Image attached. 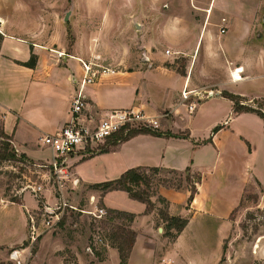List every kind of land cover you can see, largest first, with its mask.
I'll return each instance as SVG.
<instances>
[{
	"label": "crops",
	"instance_id": "1",
	"mask_svg": "<svg viewBox=\"0 0 264 264\" xmlns=\"http://www.w3.org/2000/svg\"><path fill=\"white\" fill-rule=\"evenodd\" d=\"M133 1L131 9L124 11V24L132 23L134 52L125 56L122 67L100 74L95 83L85 86L84 113L99 119L110 109L136 107L156 117L161 132L171 134L139 133L118 143L109 154L116 155L122 148L130 161L107 162V171L121 175L135 167L189 168L200 180L189 203L187 186L158 189V196L167 201L169 216L187 220L172 240L163 233V226L155 224L163 218L154 209L146 211L145 203L125 191H107L102 202L107 209L134 214L130 227L135 236L126 264H158L162 258L170 264H217L219 242L230 230L231 213L240 206L246 190L264 189V118L252 104L254 99H264V94H259L258 87L245 88L264 76V45L260 44L264 36L259 44H250L254 32H264V24L254 21L264 10L258 9V0H163L162 10L155 8L158 0ZM222 17L227 21L221 24ZM220 25L225 26L223 34ZM3 34L2 130L28 159L46 160L52 154L46 155L50 149L39 137L59 130L67 121L81 63L73 55L56 60L45 46ZM202 45L204 56L197 62ZM30 46L37 55L32 68L18 63L29 59ZM184 89L195 90L202 99L217 98L234 114L217 124L220 128L211 132L210 141L196 136L191 125L194 116L182 102ZM223 92L238 97V111L234 100ZM190 98L197 99L195 95ZM185 115L189 120L182 124ZM116 191L125 194L124 205L106 204L105 196ZM107 252L120 263L116 249L109 247Z\"/></svg>",
	"mask_w": 264,
	"mask_h": 264
},
{
	"label": "rangeland",
	"instance_id": "2",
	"mask_svg": "<svg viewBox=\"0 0 264 264\" xmlns=\"http://www.w3.org/2000/svg\"><path fill=\"white\" fill-rule=\"evenodd\" d=\"M258 1V9L264 10V0ZM133 2L0 0V43L3 33H7L45 46L56 60L73 55L79 59L81 66L85 62L94 67L116 69L122 67L125 56L131 55L135 49L131 45L132 23L128 21L124 24L127 13L124 11L131 9ZM155 8L162 10L164 1H156ZM68 10L71 11L64 20ZM122 20L123 26H120ZM254 21L263 25L264 15L257 16ZM263 36L264 32H254L250 44H259ZM260 44L264 45V41ZM203 51L202 45L197 62L202 60ZM30 52H33L31 46ZM256 81L249 82L245 88L258 87L259 94H264V76ZM196 97L186 101V108L189 103H194L193 110L187 109L186 112L194 116L191 125L196 136L210 138L215 125L223 124L228 116L229 121L234 114L227 112L225 105L217 98L202 99L205 97L201 98L200 93ZM252 104L264 117V99H254ZM183 117L185 120L181 123L187 124L189 119L186 115ZM1 121L0 112V152L7 145V149L13 151L16 157L0 158V264H116L107 251L109 247L117 250L115 244L125 246L120 229L132 230V221L110 212L102 202L104 193L100 188H92V184L118 178L120 175L107 171L105 165L116 159L129 163L130 155L125 150L122 152V148L116 155H110L111 151L108 150L118 144L108 143L113 139L110 137L97 147L70 154L60 166L63 172H57L51 165V151L45 150L46 155H51L46 160L34 161L22 157L11 138L1 133ZM209 125L213 126L207 130ZM157 129L160 130V125ZM128 130L122 131V136L128 134ZM222 135L225 140L227 134ZM102 147L108 150L99 153ZM142 173L143 181L134 188L150 195L154 200L150 208L158 213L159 218L162 217L161 212L169 216L168 204L158 200V189L189 187L185 172L144 168ZM103 200L108 205L122 206L125 194L111 192ZM230 220V230L219 242L217 264H264V189L255 192L246 190L240 206L231 213ZM155 224L163 226L164 230L166 221L157 220ZM115 235L117 239H114ZM168 239L172 240V237L168 236ZM212 251L215 253V248ZM163 263L170 264L163 258L159 259L158 264Z\"/></svg>",
	"mask_w": 264,
	"mask_h": 264
},
{
	"label": "built area",
	"instance_id": "3",
	"mask_svg": "<svg viewBox=\"0 0 264 264\" xmlns=\"http://www.w3.org/2000/svg\"><path fill=\"white\" fill-rule=\"evenodd\" d=\"M220 21L224 23L225 18L222 17ZM218 30L220 34L226 31L223 25H220ZM165 53H169V50H165ZM82 70V77L70 101L67 121L59 130L39 137V142L50 149L52 154L51 165L57 172L62 171L60 166L63 165L70 154L86 148H88L87 150L89 148L92 149L94 148L93 146L104 143L106 139L120 131L128 130L133 126L159 128L158 120L155 117L146 115L142 109L136 107L110 109L101 115L99 119L86 115L84 113L86 106L84 97L85 86L94 83L100 74L109 72L110 69L102 66L94 67L91 64L82 62ZM192 95L197 96L199 93L195 92V90H182V102L186 103ZM193 108V102L187 105L188 111H192ZM59 184L63 186L62 182H59ZM65 205L63 204V206ZM99 211L103 212V209Z\"/></svg>",
	"mask_w": 264,
	"mask_h": 264
},
{
	"label": "trees",
	"instance_id": "4",
	"mask_svg": "<svg viewBox=\"0 0 264 264\" xmlns=\"http://www.w3.org/2000/svg\"><path fill=\"white\" fill-rule=\"evenodd\" d=\"M35 63H36V55L33 52L30 53V57L27 61L19 62V64H22L24 66H29V67H33L35 65ZM223 95L230 98L231 100H234V101L236 99H238V97L236 95H233V94H230L227 92H224ZM234 104H235L234 110L238 111L237 103L235 102ZM245 109L250 110V108H248V107H246ZM219 128L220 127L218 125L215 126L212 129V133L216 132ZM121 132L122 131L114 134L112 136L113 139L108 143H112V145H116L117 143L125 141L128 138H130L136 134H139V133H150L153 135H164V134L171 135L170 132H161L158 129H154V128H151L148 126H141L139 128L129 129L128 130L129 133L126 134L125 136H122ZM1 133L7 137V135L3 132V130L1 131ZM205 141H210V138H208V140H205ZM7 148H8L7 145L2 148V152H0V158L3 160L15 159L16 154L13 151L8 150ZM107 150L108 149L102 147L100 149L99 153L105 152ZM21 156L24 157L25 159H28L25 156V154H22ZM143 169H144L143 167H135V168L127 169L118 178H115L113 180L104 181L101 183L92 184V188H100L103 193H105L107 191H111V190H124L125 192H127L128 196L130 198L136 199V200H139V201L145 203L146 204V211H149L151 209L150 206L152 204V202L150 200V195H148L145 192H139L138 190H136L134 188L135 186L137 187L140 184V182H142L144 179V175L142 173ZM149 169H151L153 171H158L157 167H151ZM184 172H185V179L189 183L188 189H189L190 194L187 198V203H189L192 200V197L196 191V185L195 184L200 180V175L198 173H191L189 168H186L184 170ZM179 188H181V187L180 186L176 187V189H179ZM158 200L160 202L167 204V201L161 196H158ZM108 210L112 213H115L116 216H121V215L125 216L128 219V221H130V222L134 218V214H132V213H128V212L121 211V210H115V209H108ZM163 215H165V218H163V220L166 221L165 228H164V234L168 235L169 237L174 238L183 229V227L186 225L187 220L185 218H181L179 216H168L166 213L161 212L160 216L163 217ZM171 229H172V232H171ZM120 231H123L122 233H123V237L126 241V244H125V246H123V244L120 243L121 245L115 244L114 246L117 248L120 264H126L130 248L134 242L135 233L132 230L120 229ZM120 235H121V233H120ZM114 239H117L116 235H115Z\"/></svg>",
	"mask_w": 264,
	"mask_h": 264
},
{
	"label": "water",
	"instance_id": "5",
	"mask_svg": "<svg viewBox=\"0 0 264 264\" xmlns=\"http://www.w3.org/2000/svg\"><path fill=\"white\" fill-rule=\"evenodd\" d=\"M70 11H71V10H68V11L65 13L64 20H67Z\"/></svg>",
	"mask_w": 264,
	"mask_h": 264
}]
</instances>
